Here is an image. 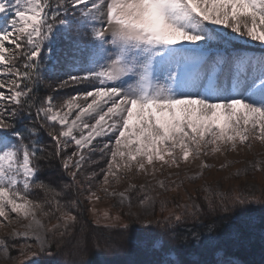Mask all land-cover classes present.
Wrapping results in <instances>:
<instances>
[{
  "label": "snow or ice",
  "instance_id": "6c2138e0",
  "mask_svg": "<svg viewBox=\"0 0 264 264\" xmlns=\"http://www.w3.org/2000/svg\"><path fill=\"white\" fill-rule=\"evenodd\" d=\"M256 144L264 0H0L2 264H92L90 247L116 252L133 233L157 257L140 264H241L215 242L264 208L246 179L264 158L227 171ZM201 246L212 259H181Z\"/></svg>",
  "mask_w": 264,
  "mask_h": 264
},
{
  "label": "rangeland",
  "instance_id": "374dc122",
  "mask_svg": "<svg viewBox=\"0 0 264 264\" xmlns=\"http://www.w3.org/2000/svg\"><path fill=\"white\" fill-rule=\"evenodd\" d=\"M47 142V141H45ZM257 155L260 158H264V146L260 144L255 145L254 151H249L247 148L243 149L239 154L229 153L228 159L240 160L241 163L233 164L227 171H235L237 168H244L248 161L252 160ZM209 163L219 165L224 162L225 157L217 154L216 157L207 158ZM199 161L190 163L187 166L190 170L195 171ZM172 171H177L173 169ZM45 173L48 177L55 178L58 175V168L53 162L51 168H45ZM167 172L165 171L164 175ZM226 172H220L216 168H213L209 174V180L215 179L226 175ZM249 182L255 185L257 194L261 188H264V172H256L253 176L249 174L246 178ZM144 178L137 177L134 182H143ZM198 183H203L200 181ZM233 184H242L243 181H231ZM189 187H192L189 185ZM181 196H184L183 190L180 192ZM196 195V193H193ZM171 195V194H168ZM109 201H102L97 204V207L104 209L109 206ZM259 210V213H252L241 217H234L231 222L225 221L221 224L219 230V239L215 242V245L223 248L227 254L241 262V264H264V208H250L248 210ZM159 215V213H158ZM91 220V216L87 217ZM55 221H53L54 223ZM225 224V226H224ZM5 229H0V235L4 234ZM101 231V230H100ZM103 235H110L114 238H119L120 233L117 231L108 232L101 231ZM133 243H125L124 247L116 252H106L103 254H97L89 248L88 258L92 261V264H140V262L156 259L155 256L146 255L135 243L137 234L133 233ZM229 249V252L227 251ZM15 255V253H13ZM34 261H29V264H62V257L55 254L41 255L33 258ZM181 259L184 260H208L212 259L211 248L201 246L200 248L191 247L187 249L182 255ZM2 264V261H0Z\"/></svg>",
  "mask_w": 264,
  "mask_h": 264
},
{
  "label": "trees",
  "instance_id": "16d2710c",
  "mask_svg": "<svg viewBox=\"0 0 264 264\" xmlns=\"http://www.w3.org/2000/svg\"><path fill=\"white\" fill-rule=\"evenodd\" d=\"M45 175H46V173H45ZM46 176H47V175H46ZM258 211H259V210H256V209H253V210H246V211H244V212H240V211H238V212L236 213L235 217H241V216L248 215V214H252V213H259ZM232 219H233V218H232ZM226 221L232 223V222H231V219L226 220ZM224 226H225V224H224ZM101 231H106V230H101ZM227 251L229 252V249H227ZM229 253H230V252H229ZM253 264H254V263H253Z\"/></svg>",
  "mask_w": 264,
  "mask_h": 264
}]
</instances>
